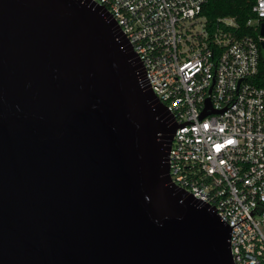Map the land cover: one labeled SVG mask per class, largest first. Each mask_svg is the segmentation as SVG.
I'll return each instance as SVG.
<instances>
[{"label": "water", "instance_id": "water-1", "mask_svg": "<svg viewBox=\"0 0 264 264\" xmlns=\"http://www.w3.org/2000/svg\"><path fill=\"white\" fill-rule=\"evenodd\" d=\"M177 126L103 4L0 0V264H234Z\"/></svg>", "mask_w": 264, "mask_h": 264}, {"label": "built area", "instance_id": "built-area-1", "mask_svg": "<svg viewBox=\"0 0 264 264\" xmlns=\"http://www.w3.org/2000/svg\"><path fill=\"white\" fill-rule=\"evenodd\" d=\"M95 1L113 14L180 125L171 180L216 206L231 226L234 264H264V0H248L246 33L233 16L202 14L207 0Z\"/></svg>", "mask_w": 264, "mask_h": 264}, {"label": "trees", "instance_id": "trees-1", "mask_svg": "<svg viewBox=\"0 0 264 264\" xmlns=\"http://www.w3.org/2000/svg\"><path fill=\"white\" fill-rule=\"evenodd\" d=\"M201 12L209 19L217 16H233L242 24V32H250V29L244 26L246 19L253 15L248 0H207ZM263 73L264 56L261 54L259 76Z\"/></svg>", "mask_w": 264, "mask_h": 264}]
</instances>
